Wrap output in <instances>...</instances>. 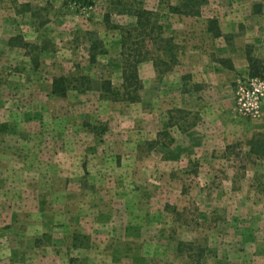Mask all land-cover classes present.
<instances>
[{
    "label": "rangeland",
    "instance_id": "1",
    "mask_svg": "<svg viewBox=\"0 0 264 264\" xmlns=\"http://www.w3.org/2000/svg\"><path fill=\"white\" fill-rule=\"evenodd\" d=\"M137 1L0 0V264H264V160L248 145L264 133V104L250 117L234 102L238 81L264 80L247 60H264V0H207L198 16ZM122 3L149 10L173 46L156 68L161 53L143 38L155 75L138 72L131 101L121 40L128 50L142 37ZM217 65L224 78L200 82L222 87L203 98L212 133L195 149L182 133L201 116L181 93L197 90L196 67ZM61 76L64 96L52 89ZM84 77L96 87L68 88ZM103 79L115 100L100 96Z\"/></svg>",
    "mask_w": 264,
    "mask_h": 264
},
{
    "label": "trees",
    "instance_id": "2",
    "mask_svg": "<svg viewBox=\"0 0 264 264\" xmlns=\"http://www.w3.org/2000/svg\"><path fill=\"white\" fill-rule=\"evenodd\" d=\"M132 2L142 4L141 1L137 0H131ZM161 3L165 4L169 11L179 14V15H185V16H198L200 14L202 6L207 2V0H179L178 4L172 5L170 3V0H159ZM124 11L123 13H130L131 15H134L136 17V23L134 27H130L128 31L136 32V34L139 37H142V39H138L136 42H134L130 49L127 50L128 41L125 39L121 40L122 48L124 46V52L122 51V55H124V64L122 68V83L121 88H123L124 92L128 93L136 92L137 89L141 88L140 79L138 75L137 66L140 62L151 59V57L148 56V52L144 50V40L146 36L152 40V42H156V48L161 53L160 57H153L152 62L154 66L157 68L159 63L162 65L166 64L164 61V56L169 58L170 60H173V56L171 55V47H173L169 39H166L165 37H160L159 35L163 34V29L161 25H155V23H152L151 21V15L152 13L142 7H128L126 3H122ZM142 6V5H141ZM156 31L157 35L155 37H151L150 33H153ZM128 34L130 35V33ZM150 36V37H149ZM160 44V45H159ZM134 45V48H132ZM126 46V47H125ZM96 47V45L91 46L90 52L93 51V49ZM92 50V51H91ZM131 52L127 53L126 52ZM126 55H125V54ZM165 57V58H166ZM90 61H94L95 59V53H91L89 55ZM248 60V70L250 76H260L264 78V60H259L257 58L252 57V55H247ZM170 70V68H166L165 71ZM164 72V71H163ZM79 81V79H76ZM67 81L66 77H57L54 78L52 83V89L54 93H58L61 96H64L67 87H63L62 82ZM84 83H88L85 87H68L77 90L78 92L86 91L92 88V82L91 78L88 80L87 77H84ZM100 96L103 98H109L111 100H115L113 96H115L117 93L115 92V88L112 86V83L109 79H103L100 83ZM114 92L116 94H114ZM112 96H110V95ZM132 95H128L126 100L131 101ZM249 150L251 153H256L259 155V157L264 160V133L259 134L258 137L250 139L248 142ZM193 264H200L199 258L193 259Z\"/></svg>",
    "mask_w": 264,
    "mask_h": 264
},
{
    "label": "crops",
    "instance_id": "3",
    "mask_svg": "<svg viewBox=\"0 0 264 264\" xmlns=\"http://www.w3.org/2000/svg\"><path fill=\"white\" fill-rule=\"evenodd\" d=\"M231 62H232V65L234 66L233 60L230 61V62L228 61V63H231ZM232 65L230 66V68L232 67ZM205 67H206L205 65L202 66V68H205ZM216 67H217L218 71L215 74L210 73V72L204 73V71L196 72L197 67L195 68L194 72H195L196 78L198 79V80L196 79V82H198V83L194 84L195 85L194 89H197V90H193V91L191 90V92H188V91L186 92V90H185V91H182V93H181V89L178 88L180 83L175 84V87L177 89V96L178 97H179L180 93L181 94L188 93V94H186L188 97L194 96V100H189L188 104L186 103V105H187V107L185 106L186 110H189L190 108H192V106H194V108H196V110L199 111L198 114L201 116V118H200V120H198L197 124L193 125L190 128V130L184 132V134L182 133V136H183V139L185 141V144H189L192 147L195 146V149H197V144L199 145L200 141L202 143V137L205 135V133L207 131L212 133L210 129L207 130L209 127H211V128L213 127L212 124H209V121H211L210 120L211 117L208 120V122H206L207 118L210 116V114L207 112L209 103H207L205 99L203 100V98L205 96L204 94L221 95L220 91H222V87H221V83H219V84L216 83V85H210L208 87L205 84L204 87H203L200 82L204 81V79L208 80L209 78H212V76L214 78H216V79H223L225 74L222 71L225 68H223L222 65L221 66L217 65ZM142 68H145L148 72L150 71V75L151 76L155 75V71L153 70V66H152V63L150 61L140 62V64L138 65V72H139L140 75H141ZM180 68H183V66L181 64V61H180ZM206 69H208V67H206ZM200 70H201V68H200ZM181 76H182V71H180V75L178 77H176V80L179 81L180 79H182ZM198 84H201V85H198ZM93 87L95 88L96 86H93ZM204 91H206V93ZM163 92L164 93H169L168 88H167V92H166V90H164ZM163 96H164V99L167 100L165 98L166 95L164 94ZM199 96H201V97H199ZM153 97H154V94H153ZM234 102H235V100H234ZM167 104H168L167 101L163 103L164 107H166V109L164 111H163V108L159 109L156 105L152 104V116H153V118H155V116H159V114L162 111L164 112V115L166 114V119L170 118L169 113H171V111H170L171 107H169ZM177 106L181 108L180 105H177ZM215 109L217 110V112H219L220 115L222 114V112L224 113V111H222V107L221 106L215 105ZM155 121L158 122L159 120L156 119ZM169 127L170 128H172V127L178 128L177 125L174 124V122H171V123L169 122ZM178 133L180 134L179 130H178Z\"/></svg>",
    "mask_w": 264,
    "mask_h": 264
},
{
    "label": "built area",
    "instance_id": "4",
    "mask_svg": "<svg viewBox=\"0 0 264 264\" xmlns=\"http://www.w3.org/2000/svg\"><path fill=\"white\" fill-rule=\"evenodd\" d=\"M264 104V80L246 77L238 81L236 88V110L250 117H256Z\"/></svg>",
    "mask_w": 264,
    "mask_h": 264
}]
</instances>
